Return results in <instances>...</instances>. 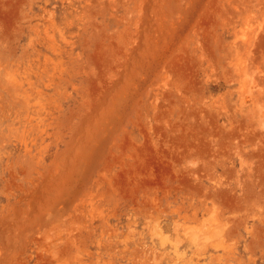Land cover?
<instances>
[{"label":"rangeland","instance_id":"rangeland-1","mask_svg":"<svg viewBox=\"0 0 264 264\" xmlns=\"http://www.w3.org/2000/svg\"><path fill=\"white\" fill-rule=\"evenodd\" d=\"M0 18V264H264V0Z\"/></svg>","mask_w":264,"mask_h":264},{"label":"bare ground","instance_id":"bare-ground-1","mask_svg":"<svg viewBox=\"0 0 264 264\" xmlns=\"http://www.w3.org/2000/svg\"><path fill=\"white\" fill-rule=\"evenodd\" d=\"M2 2V1H1ZM2 3H4V2H2ZM1 19V18H0ZM3 29V28H2ZM1 30V29H0ZM257 148V147H256ZM256 148H254V149H256ZM253 153V152H252ZM256 153V152H255ZM242 156V155H241ZM243 159V158H242ZM197 171V170H196ZM202 174V173H201ZM194 175V174H193ZM207 175H208V173H207ZM198 178V177H197ZM238 178V177H237ZM213 179V178H212ZM201 180V179H200ZM251 180V179H250ZM254 180V179H253ZM244 181V180H243ZM242 184V183H241ZM202 185V184H201ZM227 185V184H226ZM245 185V184H244ZM255 185H257V184H255ZM217 186V185H216ZM239 185H237V187H238ZM248 186V185H247ZM201 187V186H200ZM244 187V186H243ZM242 187V188H243ZM218 188H220V187H218ZM222 188V187H221ZM235 188V187H234ZM252 188V187H251ZM239 189V188H238ZM246 189V188H245ZM243 190V189H242ZM208 191V190H207ZM248 191V190H247ZM252 191V190H251ZM225 192V191H224ZM216 193V192H215ZM223 193V192H222ZM235 193V192H234ZM244 193V192H243ZM248 192H246V194H247ZM226 194V193H225ZM224 194V195H225ZM250 194V193H249ZM252 194V193H251ZM250 194V195H251ZM262 194V193H261ZM222 195V194H221ZM248 195V194H247ZM253 195V194H252ZM258 195V194H257ZM204 196H206V195H204ZM225 196H227V195H225ZM255 196V195H254ZM207 197V196H206ZM219 197V196H218ZM224 197V196H223ZM214 198V197H213ZM256 198V197H255ZM244 199V198H243ZM203 201V200H202ZM218 201V200H217ZM214 202V201H213ZM206 203V202H205ZM246 203H248V202H246ZM240 205V204H239ZM241 206V205H240ZM205 207V206H204ZM210 209V208H209ZM212 210V209H211ZM230 210V209H229ZM235 210V209H234ZM210 211V210H209ZM222 211H224V210H222ZM231 211V210H230ZM239 212V211H238ZM194 213V212H193ZM192 213V214H193ZM208 213H210V212H208ZM212 213V212H211ZM219 213V212H218ZM203 214V213H202ZM220 214V213H219ZM197 215V214H196ZM203 217V216H202ZM253 217V216H252ZM185 219V218H184ZM247 219V218H246ZM196 220V219H195ZM240 220V219H239ZM243 220V219H242ZM244 220H245V218H244ZM216 221V220H215ZM207 222V221H206ZM237 223V222H236ZM239 223V222H238ZM205 224V223H204ZM239 224H241L242 225V223H239ZM237 224H235V226H236ZM240 225V226H241ZM238 226V225H237ZM244 226V225H243ZM245 227V226H244ZM234 228V227H233ZM231 230V229H230ZM229 230V231H230ZM231 231H233V229L231 230ZM255 234V233H254ZM260 238H262V236L260 235ZM191 239H194V238H191ZM178 240V239H177ZM206 240V239H205ZM260 240H262V239H260ZM180 241V240H179ZM178 242V241H177ZM181 242V241H180ZM204 242H206V241H204ZM214 243V242H213ZM178 244V243H177ZM194 244V243H193ZM200 244V243H199ZM209 244V243H208ZM205 245V244H204ZM255 245V244H254ZM201 246V245H200ZM209 246V245H208ZM212 246H213V244H212ZM175 247V246H174ZM252 247V246H251ZM202 248V247H201ZM203 248H204V246H203ZM202 248V249H203ZM232 248V247H231ZM234 248V247H233ZM232 248V249H233ZM176 250H177V248H176ZM175 250V251H176ZM196 250H198V249H196ZM207 250V249H206ZM205 251V250H204ZM253 251V250H252ZM200 251L198 250V253H199ZM206 252V251H205ZM176 253V252H175ZM251 253H253V252H251ZM177 257V256H176ZM180 258V257H179ZM193 258V257H192ZM170 259V258H169ZM183 259V258H182ZM191 259V258H190ZM173 260V259H172ZM158 261V260H157ZM187 261V260H186ZM186 261H184V262H186ZM104 262V261H103ZM109 262V261H108ZM187 263V262H186ZM105 264H107L106 262H105ZM113 264V263H112ZM168 264V263H167Z\"/></svg>","mask_w":264,"mask_h":264}]
</instances>
